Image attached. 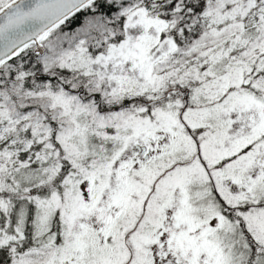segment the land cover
I'll use <instances>...</instances> for the list:
<instances>
[{
  "label": "snow or ice",
  "instance_id": "obj_1",
  "mask_svg": "<svg viewBox=\"0 0 264 264\" xmlns=\"http://www.w3.org/2000/svg\"><path fill=\"white\" fill-rule=\"evenodd\" d=\"M0 264H264V0H0Z\"/></svg>",
  "mask_w": 264,
  "mask_h": 264
}]
</instances>
